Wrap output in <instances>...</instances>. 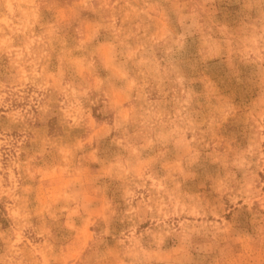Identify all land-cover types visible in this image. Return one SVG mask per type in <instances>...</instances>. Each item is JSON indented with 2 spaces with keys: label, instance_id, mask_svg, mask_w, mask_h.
Returning <instances> with one entry per match:
<instances>
[{
  "label": "rangeland",
  "instance_id": "rangeland-1",
  "mask_svg": "<svg viewBox=\"0 0 264 264\" xmlns=\"http://www.w3.org/2000/svg\"><path fill=\"white\" fill-rule=\"evenodd\" d=\"M0 264H264V0H0Z\"/></svg>",
  "mask_w": 264,
  "mask_h": 264
}]
</instances>
